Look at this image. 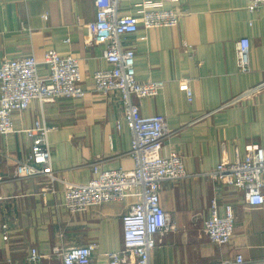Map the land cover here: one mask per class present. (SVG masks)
<instances>
[{
  "label": "crops",
  "instance_id": "0c3cea01",
  "mask_svg": "<svg viewBox=\"0 0 264 264\" xmlns=\"http://www.w3.org/2000/svg\"><path fill=\"white\" fill-rule=\"evenodd\" d=\"M143 1L119 0V12L135 15ZM158 1L183 12L179 24L139 27L122 36L121 44L135 51L137 80L164 82L155 97L137 103L144 116H165L169 133L162 153L181 156L185 170L193 175L161 185L160 204L175 230L161 237L150 264H196L191 256L197 251L212 262L236 254L246 260L264 259V206L250 208L243 194L226 181L201 175L216 168L222 156L234 160L250 146L264 149V92L222 108L264 81V9L249 11L248 0ZM94 21L93 0H0V64L30 55L40 59L54 50L78 60L85 90L81 99L33 100L24 111L14 112V132L0 134V264H28L30 248L43 256L40 264H60L52 254L54 247L91 242L97 246L94 264H106L105 253L122 246L121 217L134 199L71 213L63 206L62 184L54 183L51 190L43 175L15 174L16 165L30 153L31 142L22 131L35 122L55 127L48 133L52 167L66 181L87 183L93 165L105 171L133 169L130 132L125 125L116 128L124 115L120 99L92 88V74L111 67L104 45L95 43L88 30ZM241 38L250 42L247 73L236 66ZM37 72L45 76L46 66L39 64ZM212 198L220 214L226 205L233 207L235 228L228 244H212L211 252L204 253L197 243L201 231L193 224L209 216Z\"/></svg>",
  "mask_w": 264,
  "mask_h": 264
},
{
  "label": "built area",
  "instance_id": "2783aa9c",
  "mask_svg": "<svg viewBox=\"0 0 264 264\" xmlns=\"http://www.w3.org/2000/svg\"><path fill=\"white\" fill-rule=\"evenodd\" d=\"M93 2L95 21L88 25V30L95 43L104 45V57L111 67L92 74V88L103 95L116 94L120 99L124 115L116 121V128L125 125L130 132L129 155L134 167L129 171H105L93 165L92 176L87 183L66 181L52 167L48 133L55 127L35 122L22 131L31 142L30 153L25 161L16 165L15 174L21 177L43 175L48 178L51 190L54 183L62 184L63 206L71 213L127 198L134 199L121 217L122 246L104 256L106 264H150V254L161 237L175 230L168 213L160 204L161 185L193 174L187 173L181 156L162 153L163 139L169 133L165 116L141 114L137 100L155 97L164 82L137 80L135 51L123 48L121 37L135 33L139 27H175L183 12L176 6L166 7L158 0H144L135 15H125L119 12V0ZM247 9L251 12L264 9V0H248ZM184 46L190 48L188 44ZM249 50L248 38L237 41L235 60L240 73L250 71ZM189 51V54L192 53ZM39 64L46 66L45 76L38 74ZM185 82L187 99L191 101L189 80ZM261 92H264V81L225 102L222 108ZM84 95L78 60L70 55L48 50L40 59L30 55L4 60L0 64V134L7 136L14 132V112L24 111L33 100L45 103L59 98L81 99ZM201 175L211 180L226 181L227 185L243 194L250 208L264 206V149L259 146H250L243 156L234 160L222 156L216 168ZM234 228L233 207L226 205L224 214H220L217 200L212 198L209 216L202 223L208 240L218 246L226 245L233 237ZM3 239H7L6 234H3ZM96 247L94 242L54 247L52 254L60 264H94ZM42 258L36 248H30L26 261L28 264H40ZM208 264H264V259L246 260L241 254H236L233 258Z\"/></svg>",
  "mask_w": 264,
  "mask_h": 264
},
{
  "label": "rangeland",
  "instance_id": "374dc122",
  "mask_svg": "<svg viewBox=\"0 0 264 264\" xmlns=\"http://www.w3.org/2000/svg\"><path fill=\"white\" fill-rule=\"evenodd\" d=\"M202 223H203V219L200 220L198 222V220H194V224L193 226H195L196 228H198V231H201L197 238V243L199 244L200 248H203L204 253L206 250V253H210L211 248L213 247V243H211L208 238L206 237V235L204 234L203 230H202ZM213 244V245H212ZM194 255L191 256V260L196 263V264H208L211 261V258L208 256H205L204 254L200 253V252H193Z\"/></svg>",
  "mask_w": 264,
  "mask_h": 264
}]
</instances>
